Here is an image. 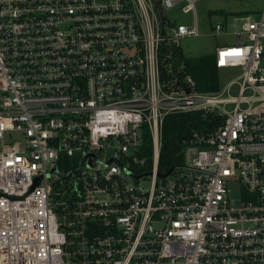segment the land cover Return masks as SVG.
<instances>
[{"label": "built area", "instance_id": "built-area-1", "mask_svg": "<svg viewBox=\"0 0 264 264\" xmlns=\"http://www.w3.org/2000/svg\"><path fill=\"white\" fill-rule=\"evenodd\" d=\"M199 1L0 0V264H264V6L215 48L223 100L165 15ZM175 114L215 121L162 165Z\"/></svg>", "mask_w": 264, "mask_h": 264}, {"label": "rangeland", "instance_id": "rangeland-1", "mask_svg": "<svg viewBox=\"0 0 264 264\" xmlns=\"http://www.w3.org/2000/svg\"><path fill=\"white\" fill-rule=\"evenodd\" d=\"M264 6V0H201L195 6V14H182L179 10L165 13L176 24L192 26L196 23L200 36L181 40L180 52L185 58H195L204 55L214 57L216 47L232 44V34L238 30V21L234 19L246 18L258 20ZM222 23L224 30L220 34H214L212 25ZM237 69L218 71L219 94L223 100L238 98L240 95V83ZM251 95L250 91L244 93ZM247 105L240 104V109ZM235 108L233 103H225L221 109L232 112ZM78 160L72 162L74 166ZM138 183L147 188L150 186L149 179H141Z\"/></svg>", "mask_w": 264, "mask_h": 264}, {"label": "trees", "instance_id": "trees-1", "mask_svg": "<svg viewBox=\"0 0 264 264\" xmlns=\"http://www.w3.org/2000/svg\"><path fill=\"white\" fill-rule=\"evenodd\" d=\"M178 57V56H177ZM181 63L184 64L185 71L195 82L199 92H216L219 90L218 70L214 65V58L210 55L199 56L195 58H184ZM214 122L210 116L202 119L198 115H170L164 120L162 148L160 152V161L162 165H170L178 161L180 154V136L185 133L190 126L199 127L204 123L208 127ZM218 122V120H216Z\"/></svg>", "mask_w": 264, "mask_h": 264}]
</instances>
